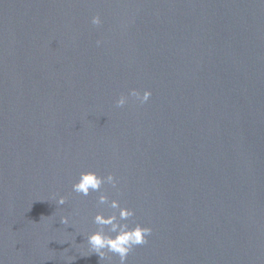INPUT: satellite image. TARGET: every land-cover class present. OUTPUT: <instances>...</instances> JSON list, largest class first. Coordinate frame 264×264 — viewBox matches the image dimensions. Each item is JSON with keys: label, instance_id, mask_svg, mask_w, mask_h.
Wrapping results in <instances>:
<instances>
[{"label": "water", "instance_id": "95a60500", "mask_svg": "<svg viewBox=\"0 0 264 264\" xmlns=\"http://www.w3.org/2000/svg\"><path fill=\"white\" fill-rule=\"evenodd\" d=\"M100 194L127 264H264V0H0V264H119Z\"/></svg>", "mask_w": 264, "mask_h": 264}, {"label": "clouds", "instance_id": "9594fccd", "mask_svg": "<svg viewBox=\"0 0 264 264\" xmlns=\"http://www.w3.org/2000/svg\"><path fill=\"white\" fill-rule=\"evenodd\" d=\"M91 23L94 26L102 24L100 15H94L91 18ZM100 41H97L99 44ZM130 96L135 97L141 104L146 103L152 93L150 90H145L141 94L136 89H132ZM127 97L121 95L117 100V106L122 107L126 104ZM105 183L113 188L117 186V179L112 173L107 176L98 175L97 172L86 170L79 173L77 180L72 184V190L82 196H88L91 192H99L102 185ZM57 205H64L66 198L59 196L56 200ZM100 205H107L113 211L105 216L102 213H97L93 222L99 226L97 231L87 235V245L92 250V253L98 254L101 260L111 257L109 253L119 257V264H127L128 254L137 246L146 244L147 238L151 235L152 229L148 226H142L139 223H134L130 226L129 219L135 215L134 210L121 207L120 202L116 199L109 201V197L105 194H100L98 197ZM61 223L68 225L69 218L61 217ZM107 229V231H105Z\"/></svg>", "mask_w": 264, "mask_h": 264}]
</instances>
